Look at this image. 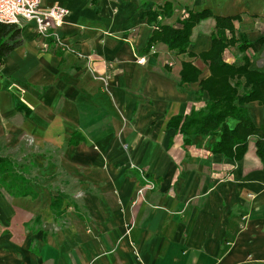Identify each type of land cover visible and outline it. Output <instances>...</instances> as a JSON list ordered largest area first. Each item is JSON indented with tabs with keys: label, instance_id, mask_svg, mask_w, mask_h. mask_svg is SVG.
I'll return each instance as SVG.
<instances>
[{
	"label": "crops",
	"instance_id": "crops-1",
	"mask_svg": "<svg viewBox=\"0 0 264 264\" xmlns=\"http://www.w3.org/2000/svg\"><path fill=\"white\" fill-rule=\"evenodd\" d=\"M165 4V26L188 11L236 17L234 35L251 46L228 47L223 59L247 58L264 74V0H42L69 11L61 44L44 47L22 22L20 45L0 64V144L29 148L22 168L35 170L17 171L25 195L0 187V264H264L255 138L232 160L211 152L219 133L185 145L171 124L205 107L199 82L210 72L198 55L210 49L215 19L193 27V57L161 42L147 49V13ZM184 62L197 81L180 83ZM244 107L264 126V105ZM142 175L154 187L139 196Z\"/></svg>",
	"mask_w": 264,
	"mask_h": 264
},
{
	"label": "trees",
	"instance_id": "trees-1",
	"mask_svg": "<svg viewBox=\"0 0 264 264\" xmlns=\"http://www.w3.org/2000/svg\"><path fill=\"white\" fill-rule=\"evenodd\" d=\"M171 15L170 5L165 4L161 10L147 13L152 31L147 41V49L161 42L169 50L178 54L194 55L187 51L193 27L208 17L215 19L211 33V46L198 56L207 64L209 76L199 82V92H206L208 99L205 107L189 115L175 117L171 124H176L183 136V143H189L190 135L212 136L219 133V139L211 146L212 153L239 160L247 150L250 137L255 138V153L264 164V126H255L244 107L256 101L264 105V74L250 70L249 59L244 58L241 65L226 63L223 52L228 47H235L242 53L250 43L242 34L234 35L233 20L236 17L213 16L209 10L188 11L187 17L178 21L177 26H165L160 23L163 17ZM21 30L13 24L0 23V64L1 59L21 43ZM200 71L190 62L182 63L180 83H191L198 80ZM236 121L229 128L226 119ZM0 187L15 190V195L26 194L25 179L18 174L15 164L6 157H0Z\"/></svg>",
	"mask_w": 264,
	"mask_h": 264
},
{
	"label": "built area",
	"instance_id": "built-area-1",
	"mask_svg": "<svg viewBox=\"0 0 264 264\" xmlns=\"http://www.w3.org/2000/svg\"><path fill=\"white\" fill-rule=\"evenodd\" d=\"M68 14V9L62 6L44 7L42 0H0V23L16 26H21L22 22L32 23V29L44 47L52 39L58 46L61 44L57 30L64 24ZM138 62L141 63V59ZM141 178L143 186L138 191L139 196L145 189L154 187L153 181L145 175Z\"/></svg>",
	"mask_w": 264,
	"mask_h": 264
},
{
	"label": "rangeland",
	"instance_id": "rangeland-1",
	"mask_svg": "<svg viewBox=\"0 0 264 264\" xmlns=\"http://www.w3.org/2000/svg\"><path fill=\"white\" fill-rule=\"evenodd\" d=\"M28 150L29 148L27 149L23 146L22 147H7V146L4 147V146H1L0 144V157H3V156L10 157L15 162L16 170L18 172L21 169H24L25 171H31V173H34L35 170L31 167L22 168V165L27 164L26 156L24 157V154L26 155L28 153L27 152Z\"/></svg>",
	"mask_w": 264,
	"mask_h": 264
}]
</instances>
